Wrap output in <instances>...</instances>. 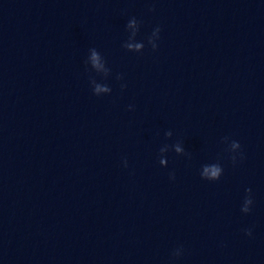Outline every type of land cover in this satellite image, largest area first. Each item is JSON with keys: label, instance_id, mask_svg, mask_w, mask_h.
I'll list each match as a JSON object with an SVG mask.
<instances>
[{"label": "clouds", "instance_id": "obj_1", "mask_svg": "<svg viewBox=\"0 0 264 264\" xmlns=\"http://www.w3.org/2000/svg\"><path fill=\"white\" fill-rule=\"evenodd\" d=\"M137 24H138V21L135 18H132L128 22V27H133ZM137 31H139V28H137ZM160 31H161V29L159 27H156L153 30L152 35L148 38V43L151 45L153 50H156V48L158 47L157 43L153 42V37H155L156 40H158ZM133 35H135V33ZM125 47L127 49H132L134 47L136 50L139 51L140 49L144 48V44L143 43H137L135 45L127 44V45H125ZM89 51L91 52V57H90L91 68L96 69V70L101 69L103 67V65L101 63V60H102L101 54L95 48H92ZM86 64H88V61H86ZM109 72H110V69H105V75L106 76L108 75ZM117 79H122V77L118 76ZM91 84L93 86V93L97 96H99V93H101V92L111 93V91H112L111 88L107 84L100 85V84L96 83L95 79L91 80ZM121 87L124 88V87H126V85H121ZM131 107L132 106H129L130 109H131ZM165 135L170 137L172 135V133H171V131H169V132L165 133ZM232 147L233 148H240L241 145L239 144V142L233 141ZM165 151H167L166 146H164L160 149L161 153H163ZM175 151L177 153H179L182 151V149L179 146H177L175 148ZM232 159L234 160L235 158L233 157ZM161 163H163V160H161ZM124 166L127 167V160L124 161ZM220 173H221V168L219 166L213 164L211 166H205L204 167L203 176L207 177L209 180L215 181L220 177ZM170 177L174 179V174H170ZM246 192L250 193L251 189H246ZM246 203L252 204L253 201H252V199H246ZM243 211L245 213H248L250 211V209L245 207L243 209ZM246 234L251 236L252 235L251 230H246ZM181 254H182V249H177L173 253V256L179 257Z\"/></svg>", "mask_w": 264, "mask_h": 264}]
</instances>
